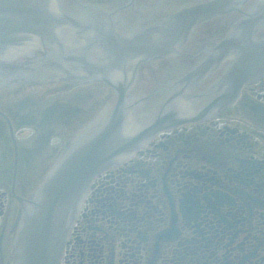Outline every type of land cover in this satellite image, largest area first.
Segmentation results:
<instances>
[{"label": "flooded vegetation", "instance_id": "1", "mask_svg": "<svg viewBox=\"0 0 264 264\" xmlns=\"http://www.w3.org/2000/svg\"><path fill=\"white\" fill-rule=\"evenodd\" d=\"M159 1L165 15L171 8L170 0ZM254 3L199 29L187 42L181 62L169 60L170 64L176 63L172 73L167 77L158 75L168 63L160 62V70L151 68L153 73L147 75L155 85L147 83L142 91L156 88L159 81L163 84L159 92L173 86L184 67L191 64V58L204 45L228 33ZM207 86L208 83L203 85ZM65 88L32 94L20 86L0 93V112L9 119L13 130L32 125V139H37L28 141V155L24 157L21 143H14L9 123L0 116V188L7 185V164L14 155L17 180L11 182L10 193L17 204L14 191L21 196L28 193L35 178L46 170L48 143L43 145L39 130L62 128L72 135L74 130L87 128L104 117L113 107L112 91L83 94ZM142 95L135 91L128 100L136 101ZM50 97H57V116L42 106ZM88 97L94 103L83 105L82 100ZM28 99L38 104L32 115L21 108ZM261 101L264 80L247 85L234 106L213 114L209 122L155 136L127 160L98 175L66 240L60 264H264ZM150 104L146 105L148 109L138 110L141 118L150 111ZM40 145L43 146L37 148ZM40 159L42 164L36 166ZM6 205L7 198L0 195V216Z\"/></svg>", "mask_w": 264, "mask_h": 264}, {"label": "water", "instance_id": "2", "mask_svg": "<svg viewBox=\"0 0 264 264\" xmlns=\"http://www.w3.org/2000/svg\"><path fill=\"white\" fill-rule=\"evenodd\" d=\"M59 2L60 0H0L1 63L17 56L18 50L22 54L28 48H34L36 45L33 43L49 33L44 21L51 22V11ZM104 14L99 11L91 15L90 20L98 25ZM54 31L55 27L52 29L53 33ZM8 56L11 58H7ZM27 63L28 61L23 63V66L26 67ZM44 64L46 66V61ZM48 64L52 65L50 61ZM7 69L10 70L9 67ZM262 74L264 75V45L240 46L228 71L229 77L238 78L236 80L240 84ZM192 78L195 79V74L190 76ZM118 91L119 102L109 123L97 126L71 144L31 198L22 204L21 214L15 223L10 264H58L63 244L81 209L91 181L115 164L116 157L120 154L130 152L135 142L144 137V134H137L139 126L136 127L129 119L123 120V89ZM236 93L235 89L233 96ZM147 135L148 133L145 137Z\"/></svg>", "mask_w": 264, "mask_h": 264}, {"label": "rangeland", "instance_id": "3", "mask_svg": "<svg viewBox=\"0 0 264 264\" xmlns=\"http://www.w3.org/2000/svg\"><path fill=\"white\" fill-rule=\"evenodd\" d=\"M34 132L31 129H19L16 132V137L21 143V147L23 149V155L24 157L28 155V141H34L37 139H32L34 136ZM50 143L54 146L49 147V154L47 158V168L43 174V176L40 178V180L43 179L46 172L49 170L50 167L53 166V164L56 161V157L58 154L62 151L63 146H59V141L57 138H52ZM1 145V144H0ZM2 148V145H1ZM3 149V148H2ZM37 170H35L36 173ZM8 176L7 174H5ZM3 180V179H2ZM8 182L7 185L3 188H0V195H5V198H7V205L4 209V213L0 216V264H8L9 260V240L12 238V226L11 223L13 221V218L15 219L17 213L19 212V207L16 205V203L11 198L10 188H11V178H7ZM39 180V181H40ZM21 181V180H20ZM38 181V182H39ZM32 187V189L37 185V183ZM21 189V188H20ZM31 189V190H32ZM20 194V193H19ZM22 195H25V197L28 195L27 193H24ZM1 237H2V244H1Z\"/></svg>", "mask_w": 264, "mask_h": 264}]
</instances>
